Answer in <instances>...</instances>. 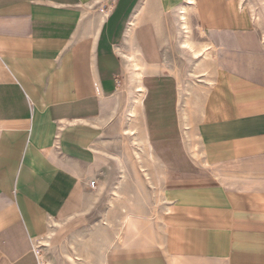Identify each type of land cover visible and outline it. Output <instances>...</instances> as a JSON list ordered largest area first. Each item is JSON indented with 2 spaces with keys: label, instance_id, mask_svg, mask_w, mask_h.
Here are the masks:
<instances>
[{
  "label": "crops",
  "instance_id": "crops-1",
  "mask_svg": "<svg viewBox=\"0 0 264 264\" xmlns=\"http://www.w3.org/2000/svg\"><path fill=\"white\" fill-rule=\"evenodd\" d=\"M102 1L0 0V264H40L36 241L54 243L87 215L84 177L123 72L116 48H130L137 19L133 43L159 67L144 75L142 112L164 167L163 239L154 231L110 252L107 264H264V41L249 9L240 0H197L195 22L215 45L216 75L208 95L183 104L150 17L156 2L135 15L142 0ZM182 1L158 4L166 11ZM191 110L203 114L199 125Z\"/></svg>",
  "mask_w": 264,
  "mask_h": 264
},
{
  "label": "bare ground",
  "instance_id": "bare-ground-1",
  "mask_svg": "<svg viewBox=\"0 0 264 264\" xmlns=\"http://www.w3.org/2000/svg\"><path fill=\"white\" fill-rule=\"evenodd\" d=\"M154 1L156 3L155 6L153 7V10L150 11L151 12L150 17L156 23L158 35L163 45L164 21H167L165 18L167 15L166 14L167 11H164L162 8H159L160 6L158 4V0H142L140 5L138 6L135 15L140 13L142 10L145 13H149V8L150 6H152V3ZM262 5H263V11L260 10L259 8H256L255 3L251 0H240L241 9L244 8L249 9L255 25L258 26L259 28H262L261 37L264 41V27L262 26L264 22V0H262ZM196 7H197V0H183L181 3L177 4L174 7L176 22L178 23L179 29L183 35L182 39L180 40V45L182 48L186 49L194 59L190 69V75L199 79L196 80L195 78H192L191 81L185 82L183 75L180 72L181 70L179 71L180 67H178V65L175 67V71L173 73L178 79L179 92L183 104H186L187 100L190 97H192L194 93L197 94L204 93L205 95H208L210 88L214 84V75H216L215 65H213L215 64L214 63V52L216 50L215 45L210 40L204 39L203 38L204 35L202 37L203 39L201 40H197L194 38V34H193L194 30H193L191 17L192 15H194L193 13ZM107 13L108 11H104L100 15L99 22L105 20L106 16L108 15ZM139 23H140L139 19L132 21V25L130 26V29L127 31L125 41L127 42L128 46H130V48L128 50L126 49V51L123 50L122 46L117 47L116 49L117 52L123 58V72L129 74L128 83L131 87V92H132L131 98L129 99L128 102V107L126 109L128 122L124 131L125 134L129 136V138H131L134 143V148L132 149V155L135 161L134 164L136 163L135 166L137 170L143 173L145 180H147V182L152 183L151 181V179H153L151 178L152 172H154L153 174H155L156 177V182L154 185L155 211L152 213L154 219L150 220V216L145 213L142 214L134 213L133 211H131L133 210L134 206H132L131 210L129 211L128 209L131 207L128 206L129 204H127L125 211L123 210L124 211L123 214L121 215L118 214L120 215L119 217L115 216V213L117 212V205L123 203L127 198L126 194H124L122 191L119 190V186L121 185V183L128 181L126 174L123 172L121 175V180L119 181L118 186L114 190L113 197L109 202V207L106 216L104 218V222L99 228L95 229L96 231H94L93 233L90 232L91 233L90 238L88 237L87 239L86 238L87 236L85 237L86 239L84 240L82 245L83 255L80 254L76 249H75V251L77 252L76 255L74 253L68 254L69 259L74 264H80V262L78 261L80 259V256H84L87 262H92L95 254L98 256V262H96V264L97 263L107 264V255L110 252L137 247L139 241L143 242L142 241L143 238H145L149 234H153L154 231L158 232L155 230L154 224L163 228L162 214L159 212V209L162 203L165 200H167V197L164 192V183H163L164 172L162 165L160 164L159 159L154 151V148L148 140L143 122V112H142L143 100L146 93V89L143 85L144 75L149 72L157 71L159 67L146 64L140 49L136 47L133 43V32L134 29L139 25ZM123 86L124 85L122 81H120L118 85V90L116 92L117 95L120 94V91L122 90ZM182 122L184 126L188 124L187 113L185 111V108H183L182 110ZM188 131H190V129ZM192 139L190 138L187 132V140H186L187 147L195 158H199L200 157L199 143L193 141ZM127 207L129 208L127 209ZM138 210H140V208ZM76 240L78 241L79 239H76L75 237V242ZM70 241L72 240L70 239ZM48 242H49L48 240L36 241V249L39 254L40 264H46V261L42 255V248L44 246H47Z\"/></svg>",
  "mask_w": 264,
  "mask_h": 264
},
{
  "label": "rangeland",
  "instance_id": "rangeland-1",
  "mask_svg": "<svg viewBox=\"0 0 264 264\" xmlns=\"http://www.w3.org/2000/svg\"><path fill=\"white\" fill-rule=\"evenodd\" d=\"M103 1L104 2L101 3L100 6H103V4H107V6L110 7L114 0ZM94 8L91 11L93 14L94 11L99 8V5H95ZM172 8V5L165 8L167 11V15L165 17L167 21H164V63L167 64L169 73H171L172 75H174V73L172 72L175 71V67L178 65V67H180L179 71L181 70L180 72L183 75L185 82L191 81L192 78H195L190 75V69L194 59L191 54L180 45V40L182 39L183 35L179 29L178 23L176 22L174 9ZM260 10L263 11L262 0ZM191 21L193 24L194 38L197 40L203 39L202 37L204 33L197 27L194 15H192ZM262 26L264 27V22ZM261 31L262 28H259L260 35ZM170 70L172 72H170ZM123 73L124 72H122V74L118 78V81L119 83L120 81H122L124 86L120 91V94L115 95L116 98L112 108V114L110 115L109 113L110 116L106 115V118L103 122L105 126H103L104 129L101 131V136L99 138L96 149L98 153L97 160L93 164V166H96L97 169L94 171L93 166L91 165L87 171L88 173L84 177L87 187L86 202L88 205V213L87 215L83 216V219L79 218L78 221L70 222L62 231L57 233L58 235L55 237L54 243H51V241L49 240L48 245L44 246L42 255L44 256L46 264H74L69 259L68 254L74 253L76 255L77 252L75 251V249L83 255V242L86 238L88 239V237H91L90 232L93 233L94 231H96L95 229L99 228L104 222V218L108 211L109 202L113 197L114 190L121 180V175L123 172L126 174L128 181L122 182L119 186V190L126 194L127 198H129H126L127 200L125 199L123 203L117 205V212L115 213V216L119 217L121 214H123L127 204H129L128 206H131L130 208L127 207V209L129 208V211L131 210L132 206H134L133 210H131L134 213H145L150 216V220L154 219L152 213L155 211V174H153L154 172L151 173V178H153L151 179L153 183L152 184L147 182L143 173L137 170L135 166L136 163L134 164L135 161L132 155L134 143L133 140L129 138V136H127L124 131L128 122L126 109L128 107V102L131 98L132 92L131 87L128 83L129 74ZM195 79L199 80L198 78ZM191 106L194 107L195 103L193 102ZM190 113L192 121L199 120L198 123L201 122L203 114L200 116L198 112L194 113L192 110L190 111ZM159 161L163 165V162L160 159ZM139 204L141 207L139 206ZM139 208L140 210H138ZM159 212L161 214L164 213V211H162L161 209H159ZM154 228L156 231H158L156 232L158 240L162 241L163 228L159 227L156 224H154ZM82 234H84L85 236ZM75 237L76 239H79L78 241L76 240V242ZM70 239L72 241H70ZM78 261L80 262V264H96V262H98V256L95 254L92 262H87L84 256H80V259Z\"/></svg>",
  "mask_w": 264,
  "mask_h": 264
},
{
  "label": "built area",
  "instance_id": "built-area-1",
  "mask_svg": "<svg viewBox=\"0 0 264 264\" xmlns=\"http://www.w3.org/2000/svg\"><path fill=\"white\" fill-rule=\"evenodd\" d=\"M40 263V262H39Z\"/></svg>",
  "mask_w": 264,
  "mask_h": 264
}]
</instances>
